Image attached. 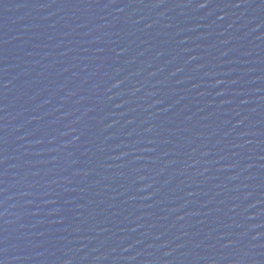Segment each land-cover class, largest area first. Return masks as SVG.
<instances>
[{
	"label": "water",
	"instance_id": "1",
	"mask_svg": "<svg viewBox=\"0 0 264 264\" xmlns=\"http://www.w3.org/2000/svg\"><path fill=\"white\" fill-rule=\"evenodd\" d=\"M0 264H264V0H0Z\"/></svg>",
	"mask_w": 264,
	"mask_h": 264
}]
</instances>
